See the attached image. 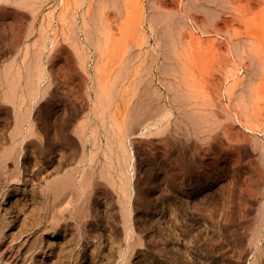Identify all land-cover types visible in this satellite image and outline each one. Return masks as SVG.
Returning a JSON list of instances; mask_svg holds the SVG:
<instances>
[{"label":"rangeland","instance_id":"rangeland-1","mask_svg":"<svg viewBox=\"0 0 264 264\" xmlns=\"http://www.w3.org/2000/svg\"><path fill=\"white\" fill-rule=\"evenodd\" d=\"M154 2L0 0V264H264V0Z\"/></svg>","mask_w":264,"mask_h":264},{"label":"bare ground","instance_id":"bare-ground-1","mask_svg":"<svg viewBox=\"0 0 264 264\" xmlns=\"http://www.w3.org/2000/svg\"><path fill=\"white\" fill-rule=\"evenodd\" d=\"M137 1H138V0H137ZM137 1L135 0L136 3H137ZM154 1L156 2L157 0H154ZM159 1H161V0H159ZM172 1H173V0H172ZM155 2H154V3H155ZM158 4H159V3H158ZM155 5H156V4H155ZM152 8H153V7H152ZM154 8H156L155 10L157 11L158 8L155 7V6H154ZM152 10H154V9H152ZM152 10H151V11H152ZM158 12H159V11H158ZM158 12H157V13L155 12V13L158 14ZM161 12H163V11L161 10ZM150 13H151V12H149V14H150ZM155 13L153 14L154 16H156ZM150 15H151V14H150ZM150 15H149V16H150ZM153 15H152V17H153ZM161 15L163 16V14H161ZM161 15H160V16H161ZM162 16L160 17V19H159V17L157 16V17H158L157 20L160 21L161 18H162V21H164L165 19L163 20V17H162ZM150 17H151V16H150ZM146 18H147V20H148V21L146 20L147 22H150V21H151L150 23L153 22V20H150L151 18H150V19H149V17H146ZM154 18H155V17H154ZM154 18H152V19H154ZM149 20H150V21H149ZM170 20L173 21V22H171ZM170 20H169V21H170L171 23H173V24H174V22L176 23V20H172V19H170ZM165 22H166V24H168V29L171 28V27H169V23H167L168 21H165ZM178 22H179V21H178ZM160 23H161V22H160ZM160 23H158V24H160ZM152 24L155 25L156 22H155V23L153 22ZM166 24H165V23H162V25L160 24V26H159V25H158V26L161 27V29L164 28V32H165V30L167 29L166 26H165ZM180 24H181V23H180ZM180 24H179V25H180ZM209 24H210V23H209ZM163 25H164L165 27H162ZM179 25H177V26H179ZM184 25H185V24H184ZM207 25H208V23H206L205 26H207ZM211 25H212V24H211ZM148 26H149V25H148ZM155 26H157V25H155ZM155 26H154V28H155ZM158 26H157V27H158ZM180 26H181V25H180ZM182 26H183V24H182ZM182 26H181V27H182ZM186 26H188V24H187ZM199 26H200V25H199ZM205 26H204V28H205ZM159 27H158V28H159ZM174 27H175V24H174ZM174 27H173V25H172V28H174ZM197 27H198V26H197ZM200 27H201V26H200ZM212 27H213V26H212ZM249 27H251V26H249ZM252 27H253V26H252ZM254 27H256V25H254ZM150 28H151V27H150ZM150 28H149V29H150ZM158 28H157V29H158ZM177 28H178V27H175V30H174V31L177 32V30H176ZM204 28H202V29L205 31L206 28H210V27L208 26V27H206L205 29H204ZM161 29H160L161 32L158 31L159 29H158L157 31H158L160 34L164 35V32L162 33V30H161ZM168 29H167L166 31H169ZM179 29H181V28H179ZM188 29H189V28H188ZM197 29H198V28H197ZM248 29L250 30V28H248ZM251 29H253V28H251ZM150 30H151V29H150ZM170 30H171V29H170ZM192 30L194 31V29H192ZM198 30H199V29H198ZM203 30H202V32H204ZM207 30H208V29H207ZM174 31L172 32V30H171V31H169V33H168V32H166V33H167V34H170L171 32H172V33H175ZM180 31H181V30H180ZM190 31H191V29H190ZM190 31H189V32H190ZM250 31H252V30H250ZM256 31H257V30L252 31V32L255 33ZM258 31H260V30H258ZM261 31H262V30H261ZM261 31H260V33L263 32V31H262V32H261ZM149 32H150V31H149ZM206 32H207V31H206ZM206 32H204V33H206ZM151 33H152V32H151ZM154 33H155V32H153V36H152V37L155 36ZM159 33H156V34H159ZM207 33H208V32H207ZM256 33H257V32H256ZM263 33H264V32H263ZM191 34H192V32H191ZM149 35H151V34H149ZM165 35H166V34H165ZM171 35H172V34H171ZM192 36L195 37V36H197V35L192 34ZM146 37H147V36H146ZM158 37H159V35H158ZM158 37H157L156 40L159 39ZM164 37H165V36H164ZM167 37H168V36H167ZM194 37H192V38L195 39ZM168 38L171 39V36L168 37ZM172 38H173V37H172ZM192 38H191V40H192ZM197 38H200V36L198 35ZM197 38H196L195 40H197ZM154 39H155V37H154ZM154 39H153V40H154ZM160 39H161V40H164V39H162V37H161ZM160 39H159V40H160ZM200 39H201V38H200ZM156 40H154V41L156 42ZM165 40H166V39H165ZM191 40H190V43L192 44ZM201 40H202V39H201ZM212 40H213V39H212ZM215 40H216V39H215ZM169 41H172V40H169ZM192 41H193V40H192ZM197 41H198V40H197ZM197 41H196L195 43H197ZM213 41H214V40H213ZM213 41H211V42H210V41H207V42L212 43ZM163 42H164V41H163ZM199 42H200V40H199ZM199 42H198V43H199ZM204 42H205V41H204ZM207 42H205V43H207ZM158 43H159V42L157 41V44H158ZM166 43L168 44V46H170V45H169L170 42H169V43L166 42ZM200 43H202V42H200ZM215 43H216V42H215ZM155 44H156V43H155ZM155 44H154V45H155ZM175 44H176V43H175ZM175 44H174V46H175ZM193 44H194V43H193ZM189 45H190V44H189ZM206 45H208V44H205V45L203 44L202 47H204V49H205V48L207 49V47H205ZM210 45H211V44H210ZM210 45H209V47H210ZM162 46H163V45H162ZM195 46H196V44H195ZM160 47H161V46H160ZM170 47H171V46H170ZM199 47H201L200 44H199ZM199 47H198V48H199ZM202 47H201V48H202ZM211 47H212V45H211ZM214 47L216 48V45H215ZM214 47H213V48H214ZM153 48H154V47H153ZM157 48H159V45H157ZM164 48H165V47H164ZM171 48H172V47H171ZM215 48H214V49H215ZM188 49H189V48H188ZM191 49H193V48H190L189 51H191ZM214 49H213V50H214ZM217 49H218V48H217ZM217 49H216V50H217ZM158 50H161V49H158ZM162 50L164 51L163 48H162ZM166 50H167V49H166ZM171 50H172V49H171ZM186 50H187V48L185 49V51H186ZM208 50H210V49H208ZM208 50H207V51H208ZM213 50H210V54H211V51L214 52ZM172 51H173V50H172ZM189 51L187 50V52H189ZM192 51H193V50H192ZM160 52H161V54L163 53L162 51H160ZM164 52H165V51H164ZM170 52H171V51H170ZM174 52H175V51H174ZM174 52H172V54H173ZM215 52H216V51H215ZM168 53H169V52H168ZM168 53H167V54H168ZM192 53L195 55L194 52H192ZM208 53H209V51H208ZM161 54H160V55H161ZM167 54H166V52H165L164 55H167ZM172 54H168V55H170V56H167V59H168L169 57H171ZM176 55H177V54H176ZM190 55H191V54H190ZM161 56H163V55H161ZM178 56H179V53H178ZM187 56H189V55L187 54ZM195 56H196V55H195ZM164 57H165V56H164ZM164 57H163V58H164ZM190 57H191V56H190ZM171 58H172V57H171ZM194 58H195V61H196V57H193V59H194ZM189 59H190V58H189ZM189 59H188V60H189ZM163 60H164V59H163ZM165 60H166V58H165ZM168 60H171V61H172V59H168ZM168 60H167V61H168ZM173 61H174V60H173ZM173 61H172V62H173ZM193 61H194V60H192V62H193ZM192 62H191V63H192ZM162 63H164V61H163ZM168 63H169V61H168ZM168 63H167V64H168ZM194 63H195V62H194ZM164 64H166V63H164ZM167 64H166V65H167ZM170 64H171V63H170ZM172 64H173V63H172ZM189 67H190V66H189ZM189 69H191V68H189ZM150 92H151V91H150ZM150 92H149V93H150ZM156 92H157V90H156ZM156 92H153V93L155 94ZM158 92H159V91H158ZM151 93H152V92H151ZM151 93H150V94H151ZM153 93H152V94H153ZM147 94H148V93H147ZM150 94H148L149 97H150ZM158 94H159V93H158ZM149 97H148V98H149ZM151 98H152V96H151ZM153 98L155 99V95L153 96ZM153 98H152V99H153ZM148 100H151V99H148ZM152 101H154V100H152ZM152 101H151V102H152ZM149 102H150V101H149ZM150 107H151V106H150ZM150 109H151V108H150ZM249 130H250V129H249ZM72 181H73V179H72ZM58 182H59V181H58ZM58 182H57V184L54 183V185L51 186L52 188L50 187V189H52V190H51L52 192H51L50 195H54V196H53V198H54V199H53L54 202H57L56 199H57L58 197H61V196H59L60 193L63 194L64 191H66V189H67V184H65V182H67V180L64 179L63 182H60V183H58ZM73 183H74V182H73ZM64 184H65V185H64ZM52 193H53V194H52ZM65 194H66V193L63 194V197H64ZM63 197H61V198H63ZM65 197H66V195H65ZM64 199H65V198H64ZM64 199H62V200H64ZM60 200H61V199H60ZM60 200H59V201H60ZM82 202H83V201H82ZM59 203H62V202H58V204H59ZM83 204H84V202H83ZM83 204H82V207H81V206H80V207L78 206V208L76 207L75 210H73V209H72V210H69V211H71V212H69V214L72 215V216H69V217H71V219H72L73 221H75L77 224L80 225L79 229L82 228V226H83L84 224H86V223H87V224H93V221H89V220H88V218H89V216H90V215L88 214V208H89V207H88V206H84ZM80 209H83V210H80ZM62 211H63V210H62ZM62 211H61V212H62ZM61 212H60V214H61ZM60 214H59V216H58V214H56V213H51V214L49 215V217H51L52 219H55V221H54L55 224H58V222H59V221L61 220V218H62V216H61ZM62 215H64V214H62ZM60 216H61V217H60ZM67 217H68V216H67ZM68 219H70V218H68ZM91 220H92V219H91ZM63 221H64V220H63ZM66 221H67V220H66ZM67 222H68V221H67ZM61 223H62V222H61ZM65 223H66V222H65ZM91 226H92V225H91ZM92 227H93V226H92ZM94 227H95V226H94ZM94 227H93V228H94ZM95 229H96V227H95ZM36 231L39 232V234L36 233V234L38 235L37 238L39 239V238L43 235V234H42V229H41V228H37ZM77 231H78V232H77V233H78V238H80V236H81V237H85V235H86V233H87L86 231L81 230V229H80V230H77ZM40 232H41V233H40ZM45 232H46V229H45ZM41 234H42V235H41ZM75 236H76V234H75ZM52 237H54V236H52ZM78 238H77V239H78ZM40 239H41V238H40ZM78 240H79V239H78ZM109 253H110V251H109ZM31 254H32V253H31ZM110 254H112V252H111ZM34 258H35V257H34ZM47 259H48V256H47V255H46V256H43V254H42V259L38 260V263H36V264H47V263H48V260H47ZM49 261H50V260H49Z\"/></svg>","mask_w":264,"mask_h":264},{"label":"crops","instance_id":"crops-1","mask_svg":"<svg viewBox=\"0 0 264 264\" xmlns=\"http://www.w3.org/2000/svg\"><path fill=\"white\" fill-rule=\"evenodd\" d=\"M6 72L7 71L5 70V67H2L0 69V86L3 89L10 87V86L12 87L14 86V84H11V81L9 79L10 76H8ZM0 98L1 99L3 98V103L14 106L15 112L19 110L18 107H16L17 100H16V97L13 95V93H10L9 91L2 92L0 95Z\"/></svg>","mask_w":264,"mask_h":264}]
</instances>
